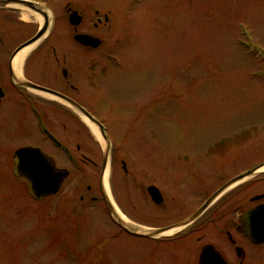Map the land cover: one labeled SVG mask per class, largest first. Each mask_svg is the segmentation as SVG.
Returning <instances> with one entry per match:
<instances>
[{
  "label": "rangeland",
  "instance_id": "rangeland-1",
  "mask_svg": "<svg viewBox=\"0 0 264 264\" xmlns=\"http://www.w3.org/2000/svg\"><path fill=\"white\" fill-rule=\"evenodd\" d=\"M91 4L109 12L116 23L111 21L106 38L114 62L106 81L119 70L122 79L110 81L107 95L104 87L95 90L104 100L93 111L107 120L121 151L154 150V131L161 151L197 152L215 139L236 134L231 149L264 156V0ZM120 59L125 64L118 69ZM154 94L157 102L151 105ZM134 118L135 123L115 122ZM78 130L81 140L86 132L82 126ZM29 138H39L30 126L11 125V132L0 129L5 146L27 143ZM90 141L100 150L99 157L92 158L97 171L79 166L57 194L41 201L29 196L26 181L12 175L11 160L7 166L9 159L0 156V264H151L148 248L135 238L115 236L103 202H92L85 190L91 185L99 194L102 151ZM178 142H183L180 148ZM147 158L145 172L151 170ZM57 162L67 165L64 159ZM116 162L112 190L135 214L130 205L140 197L144 201L143 196L137 185L117 184L121 170ZM168 260L164 263L174 264Z\"/></svg>",
  "mask_w": 264,
  "mask_h": 264
},
{
  "label": "flooded vegetation",
  "instance_id": "flooded-vegetation-1",
  "mask_svg": "<svg viewBox=\"0 0 264 264\" xmlns=\"http://www.w3.org/2000/svg\"><path fill=\"white\" fill-rule=\"evenodd\" d=\"M72 12L77 13L79 23H70ZM109 14L94 8L91 0H0V129L11 132V125L30 126L39 136L12 147L0 141V156L9 159L7 166L11 160L13 176L25 180L14 173V153L21 148L37 149L55 168L65 170L68 179L79 166L97 171L93 159L99 157L100 150L90 141L95 140L102 151L97 184L100 196L91 185L85 190L92 202H103L116 227L115 236L124 234L148 248L151 264H165L168 258L174 264H264V156L231 149L237 143L236 134L215 139L197 152L161 151L154 131V150L121 151L107 120L94 113L93 107L104 100L95 90L104 87L107 95L110 81L122 79L119 70L118 76L106 81L113 62L106 42L113 21ZM42 29V35L34 40ZM79 34L96 37L100 44L84 45L75 39ZM28 47L17 63L19 53ZM122 63L120 59L115 66L121 69ZM156 102L154 94L151 105ZM91 118L103 128V146L87 125H94ZM125 121L137 120L115 119ZM79 126L89 139L85 135L79 140ZM144 155L150 159L149 173L143 171ZM57 158L67 165L60 167ZM116 161L121 170L117 184L137 185L143 196L144 201L140 197L130 205L135 214L128 212L126 202L121 205L117 201L112 190ZM104 172L119 217L140 235L128 233L113 219L101 186ZM148 230L155 235L147 237Z\"/></svg>",
  "mask_w": 264,
  "mask_h": 264
},
{
  "label": "water",
  "instance_id": "water-1",
  "mask_svg": "<svg viewBox=\"0 0 264 264\" xmlns=\"http://www.w3.org/2000/svg\"><path fill=\"white\" fill-rule=\"evenodd\" d=\"M76 16V12H72L70 14L71 24L79 23L80 18ZM42 32H44V29L39 32L34 40L39 38V36L42 35ZM75 39L84 45L97 47L100 44V40L98 38L92 37L90 35L79 34L76 35ZM92 121L98 128H100L95 120L92 119ZM101 135L103 136L102 132ZM14 156V171L17 175L24 176L29 181V192L31 196L36 200H40L44 196L56 193L60 187L62 180L67 175L65 171L54 168L53 162H51L44 154H42L37 149L22 148L17 150ZM101 186L103 188V178L101 181ZM104 199L118 224L126 231L136 234L137 232L134 229L130 228L129 225L121 220L114 206L110 203V200H108V196L105 195ZM145 235L148 237H152L155 235V233L148 230L146 231Z\"/></svg>",
  "mask_w": 264,
  "mask_h": 264
},
{
  "label": "bare ground",
  "instance_id": "bare-ground-1",
  "mask_svg": "<svg viewBox=\"0 0 264 264\" xmlns=\"http://www.w3.org/2000/svg\"><path fill=\"white\" fill-rule=\"evenodd\" d=\"M30 48L28 47V48H25V49H23L20 53H19V55H18V58L16 59V62L18 63H20L21 62V60L24 58V56L27 54V51L29 50ZM87 125L90 127V129L93 131V133H94V135L97 137V139L101 142V144H102V141H101V139H100V137H99V135H98V133H97V130H96V128L93 126V125H91V124H89L88 122H87ZM103 181H104V184H105V186H106V182H107V174H105L104 175V178H103Z\"/></svg>",
  "mask_w": 264,
  "mask_h": 264
}]
</instances>
